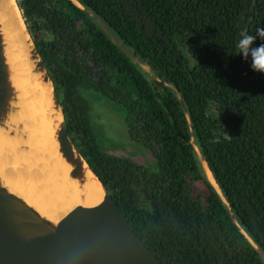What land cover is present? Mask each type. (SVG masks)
<instances>
[{"label": "trees", "instance_id": "1", "mask_svg": "<svg viewBox=\"0 0 264 264\" xmlns=\"http://www.w3.org/2000/svg\"><path fill=\"white\" fill-rule=\"evenodd\" d=\"M76 1L18 2L70 138L135 232L161 264H264V73L235 48L264 0ZM88 93L123 108L152 163L101 148Z\"/></svg>", "mask_w": 264, "mask_h": 264}, {"label": "water", "instance_id": "2", "mask_svg": "<svg viewBox=\"0 0 264 264\" xmlns=\"http://www.w3.org/2000/svg\"><path fill=\"white\" fill-rule=\"evenodd\" d=\"M72 1L82 7L76 0ZM2 2L0 0V10ZM15 2L20 8L19 2ZM20 10L23 31L21 37L17 34V40L23 43L30 70L35 76L36 89L21 91L15 86L14 69L8 56L9 41L0 22V144L4 138H25V126L34 128L47 120L48 124L55 127L54 139L70 168V178L84 192L82 198L89 191V173L93 176L92 180L103 189V196L99 203L76 205L61 219L54 221L31 204L22 193L8 186L0 174V264H161L135 232L100 177L70 138L54 81L34 42L23 10ZM95 15L100 20L99 15ZM100 21L111 33L105 22ZM115 41L126 50L117 39ZM144 69L149 71L147 65H144ZM41 95L50 104L46 109L39 106L38 98ZM191 143L206 177L228 205L215 178L216 185L206 173L205 165L209 168L206 160L193 140ZM8 149L0 147L4 155L11 153ZM19 149L26 151L27 147L20 145ZM19 164L15 162L13 166ZM232 218L251 244L257 247L233 214Z\"/></svg>", "mask_w": 264, "mask_h": 264}, {"label": "bare ground", "instance_id": "3", "mask_svg": "<svg viewBox=\"0 0 264 264\" xmlns=\"http://www.w3.org/2000/svg\"><path fill=\"white\" fill-rule=\"evenodd\" d=\"M0 22L9 41L8 56L14 74L13 81L21 91L36 89L35 76L30 70L24 46L17 40L22 34L21 10L15 0H3ZM39 106L46 109L48 100L43 95L38 98ZM25 138L2 139L0 147L9 148L11 153L4 155L0 150V174L13 190L36 206L45 216L57 221L76 205H95L101 201L103 189L92 180L89 173L88 192L84 193L69 176L70 168L62 158L54 139L55 127L42 121L34 128L24 127ZM27 147L26 151L19 149ZM2 149V148H1ZM8 149V150H9ZM20 163L13 166V163ZM209 179L216 185L214 177L205 165Z\"/></svg>", "mask_w": 264, "mask_h": 264}, {"label": "rangeland", "instance_id": "4", "mask_svg": "<svg viewBox=\"0 0 264 264\" xmlns=\"http://www.w3.org/2000/svg\"><path fill=\"white\" fill-rule=\"evenodd\" d=\"M88 96L92 124L101 148L110 154L131 157L142 165L152 163V153L140 143L132 141L122 112L123 108L101 95L88 93Z\"/></svg>", "mask_w": 264, "mask_h": 264}, {"label": "clouds", "instance_id": "5", "mask_svg": "<svg viewBox=\"0 0 264 264\" xmlns=\"http://www.w3.org/2000/svg\"><path fill=\"white\" fill-rule=\"evenodd\" d=\"M259 38L262 43L254 46V42ZM235 48L238 55H241L245 60L250 58L251 68L255 72L264 73V27H258L255 35L248 32H241L239 39L235 43ZM228 135V134H226Z\"/></svg>", "mask_w": 264, "mask_h": 264}, {"label": "flooded vegetation", "instance_id": "6", "mask_svg": "<svg viewBox=\"0 0 264 264\" xmlns=\"http://www.w3.org/2000/svg\"><path fill=\"white\" fill-rule=\"evenodd\" d=\"M141 164V163H140Z\"/></svg>", "mask_w": 264, "mask_h": 264}]
</instances>
